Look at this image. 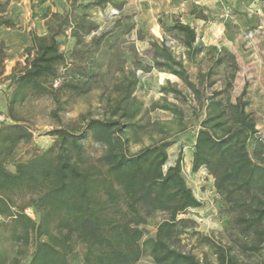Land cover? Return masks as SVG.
<instances>
[{"label":"trees","instance_id":"1","mask_svg":"<svg viewBox=\"0 0 264 264\" xmlns=\"http://www.w3.org/2000/svg\"><path fill=\"white\" fill-rule=\"evenodd\" d=\"M186 1L171 0L174 6ZM108 3L99 0L95 5ZM58 17L64 26L47 36L34 34L27 67L10 77L8 111L14 122L0 124V217L10 220L8 240L17 248L0 250V264H23L31 248L26 264H73L74 241L81 246L82 264H139L147 256L155 264H212L179 248L180 236L189 227V220L180 216L202 208L203 203L186 181L181 152L165 168L175 141L161 138L137 152L130 149L129 133L136 131L133 120L141 109L134 105L138 85L134 75L123 84L124 95L110 115L90 119L80 129L52 130L54 146L15 162L13 172L6 168L17 147L33 138L30 126L14 117L18 104L30 94L50 96L60 111L65 93L86 95L96 82L97 74L90 66L94 59L90 61L80 48L84 36L70 26L68 15ZM197 18L206 19L203 14ZM65 27L73 29L77 41L70 58L61 52L57 40ZM79 28L87 35L96 26L80 24ZM171 29L181 35L190 60L202 53L193 27L176 22ZM139 40L146 37L141 34ZM149 44L154 68L177 76L203 95L206 79L199 77L192 83L184 60L165 41L152 38ZM70 71L77 75L68 78ZM247 89L245 85L228 112L211 102L195 139L192 171L205 169L214 178L217 193L234 214L233 223L244 236L255 237L244 249L256 253L264 244V140L257 137V123L247 110ZM162 109L178 115L173 106ZM88 140L104 147L96 160L87 155ZM18 195L29 196V201L18 205ZM157 213L167 214L168 219L157 225L154 236L145 238L144 227ZM215 254L218 264H236L224 248Z\"/></svg>","mask_w":264,"mask_h":264},{"label":"rangeland","instance_id":"2","mask_svg":"<svg viewBox=\"0 0 264 264\" xmlns=\"http://www.w3.org/2000/svg\"><path fill=\"white\" fill-rule=\"evenodd\" d=\"M98 1L0 0V116L10 124L14 122L8 111L10 77L27 67L34 34L47 36L64 26L58 16L68 15L70 26L84 36L80 48L90 61L94 59L90 66L97 74L88 94L65 93L60 111H56L57 105L50 96L33 94L15 107L14 117L30 126L33 138L17 147L6 168L13 172L15 162L27 161L35 153L54 146L52 130L80 129L90 119L110 115L124 95L123 84L134 75L138 79L134 105L141 109L133 120L136 131L129 133L131 151L137 152L161 138L175 141L165 168L173 165L181 152L186 181L203 203L202 208L180 216L189 220V227L180 236L179 248L212 264H218L215 252L221 248L234 257L236 264H264V244L256 253L244 249L256 241L255 237L244 236L233 223L234 214L217 193L214 178L205 169L192 171L195 139L209 105H221L228 112L245 85L247 110L257 123V137L264 140V0H206L209 6L193 0L180 6H174L171 0H110L97 6ZM199 14L206 19L197 18ZM176 22L196 30V46L203 51L192 60L182 45L181 35L171 29ZM80 24L96 29L84 35ZM129 26L131 31L125 33ZM141 34L146 40H139ZM152 38L165 41L176 57L184 60L192 83L199 77L207 80L203 95L196 94L177 76L153 67L154 50L149 44ZM57 40L61 52L70 58L77 43L73 29L65 27ZM76 75L74 71L66 72L68 78ZM162 106H173L178 115ZM86 149L93 160L104 152V147L92 140L86 142ZM250 152L254 153L252 143ZM29 198L18 195L15 199L23 205ZM167 219L165 213L154 215L144 227L145 238L154 236L157 225ZM9 222L0 217V250L17 248L8 240ZM80 250V244L74 241L70 255L73 264H82ZM32 251L31 248L23 264L30 260ZM139 264L155 262L147 256Z\"/></svg>","mask_w":264,"mask_h":264},{"label":"built area","instance_id":"3","mask_svg":"<svg viewBox=\"0 0 264 264\" xmlns=\"http://www.w3.org/2000/svg\"><path fill=\"white\" fill-rule=\"evenodd\" d=\"M6 122H8V120H7L4 116H0V124H2V123H6ZM26 213H27L29 216L33 217V213H32L31 210H27Z\"/></svg>","mask_w":264,"mask_h":264},{"label":"crops","instance_id":"4","mask_svg":"<svg viewBox=\"0 0 264 264\" xmlns=\"http://www.w3.org/2000/svg\"><path fill=\"white\" fill-rule=\"evenodd\" d=\"M195 4L203 5V6H209V2L206 0H193Z\"/></svg>","mask_w":264,"mask_h":264}]
</instances>
